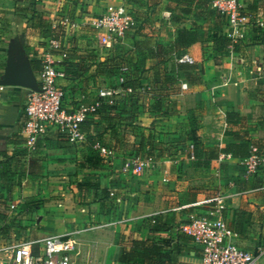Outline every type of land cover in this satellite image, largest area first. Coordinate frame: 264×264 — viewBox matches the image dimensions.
<instances>
[{"label":"crops","instance_id":"0c3cea01","mask_svg":"<svg viewBox=\"0 0 264 264\" xmlns=\"http://www.w3.org/2000/svg\"><path fill=\"white\" fill-rule=\"evenodd\" d=\"M123 1L139 9L143 25L115 38L91 24L89 16ZM207 3L0 0V76L15 35L23 36L29 61L41 65L48 39L56 38L68 54L58 78L67 110L105 106L98 92L118 91L115 104L86 118L84 142L50 129L30 150L21 135L30 89L0 85V245L71 232L72 264H125L130 240L150 238L179 244V261L201 264L199 247L167 223L179 213L180 223L212 214L205 201L222 194L232 240L250 252L264 248V169L246 174L241 165L251 145L264 155V0H238L250 20L237 29ZM64 14L77 26L57 25ZM15 27L19 33L4 45ZM182 28L192 30V41L176 47ZM178 53L195 62L177 63ZM122 64L132 89L118 83ZM133 155L152 162L124 173L122 162Z\"/></svg>","mask_w":264,"mask_h":264},{"label":"built area","instance_id":"2783aa9c","mask_svg":"<svg viewBox=\"0 0 264 264\" xmlns=\"http://www.w3.org/2000/svg\"><path fill=\"white\" fill-rule=\"evenodd\" d=\"M209 6L225 16L228 24L234 29L244 27L250 20V15L241 11L238 0H209ZM67 15H62L57 23L64 27L65 31L78 24ZM89 17L95 28H104L115 38H123L138 27L134 11L123 2L105 13ZM55 54L59 55L58 60L54 59ZM67 57V49L60 39H48L42 51V65L36 76L38 89L30 90L24 106L26 119L21 128V135L25 146L30 150H35L38 138L50 129L65 134L71 143L84 142L86 133L83 124L86 118L103 105L101 101H96L89 104L79 103L71 110L65 108V88L58 83V78L64 75L59 64ZM175 60L177 63L195 62L187 53L179 54ZM128 71L127 64L120 65L117 76L120 84L126 82ZM181 88L186 89V83H181ZM142 89L149 91L150 86H144ZM117 93V90L109 87L101 89L98 96L106 99L104 104L111 106L116 101ZM101 150L104 151L103 148ZM188 157L195 158L193 143L189 145ZM151 159V157L135 155L126 157L122 162L121 170L129 174L141 173L151 164ZM241 165L246 174L264 169V155L258 146H250L248 154L241 160ZM205 202L213 205L212 214H191L187 222L177 226L178 233L191 238V241L199 247L201 264H259L264 248H257V252L254 253L232 240L234 231L222 216L225 208L222 194ZM76 251V240L71 232L52 234L0 245V264H72V253Z\"/></svg>","mask_w":264,"mask_h":264},{"label":"trees","instance_id":"16d2710c","mask_svg":"<svg viewBox=\"0 0 264 264\" xmlns=\"http://www.w3.org/2000/svg\"><path fill=\"white\" fill-rule=\"evenodd\" d=\"M207 2L209 6V0H207ZM38 15L39 14H37V17ZM191 35H193L192 30H187L185 28L179 29L177 33V38L175 41V46L177 47L181 44H187V42H190L188 40L192 39ZM178 55L179 53L176 54V56ZM30 62H31V65L34 71H37L38 69L41 68V64L39 60L30 59ZM122 85L128 88H131V89L133 88V86L128 85V83L126 82ZM103 106L104 105H102L100 109L105 108V106L107 105H105L104 107ZM179 251H180L179 244L170 243L167 240L156 241L150 238L145 239V240L131 239L130 248L128 250L122 251L121 261L125 264H134V263H137V264H186V263L179 261L178 259Z\"/></svg>","mask_w":264,"mask_h":264},{"label":"water","instance_id":"95a60500","mask_svg":"<svg viewBox=\"0 0 264 264\" xmlns=\"http://www.w3.org/2000/svg\"><path fill=\"white\" fill-rule=\"evenodd\" d=\"M24 38L15 35L9 40L6 64L0 76V85L21 86L37 90L38 83L27 55L23 48Z\"/></svg>","mask_w":264,"mask_h":264},{"label":"rangeland","instance_id":"374dc122","mask_svg":"<svg viewBox=\"0 0 264 264\" xmlns=\"http://www.w3.org/2000/svg\"><path fill=\"white\" fill-rule=\"evenodd\" d=\"M123 3H125V4H127L128 6H129V8L131 9V10H133L134 11V13H135V15H136V18H137V20H138V25L140 24V25H143V23H144V20H142L141 19V17H142V15L140 14V11H139V9H137V7H134L135 5H132L131 4V2H127V1H123ZM241 9H242V7H241ZM215 11V10H214ZM65 15V14H64ZM67 16H70V14H68ZM71 17V16H70ZM72 20L73 21H76V18H72ZM77 22V21H76ZM21 27H15L14 28V31H11L10 33L9 32H6L5 33V36H4V38H5V40H4V45H6L7 43H8V40H9V38L10 37H12V36H14L15 34H18L19 33V29H20ZM195 60V59H194ZM119 83V82H118ZM182 215H184V214H182V213H179V216L177 217V218H175V217H171L172 218V220H171V222H169V223H167V224H169V226L171 225V226H173V227H176L177 225H179V223L183 220V218H181V216ZM98 223V222H97Z\"/></svg>","mask_w":264,"mask_h":264}]
</instances>
